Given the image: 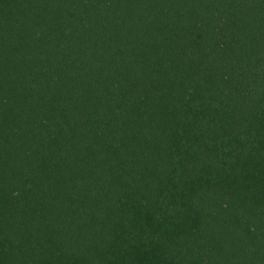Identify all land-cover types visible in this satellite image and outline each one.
Returning a JSON list of instances; mask_svg holds the SVG:
<instances>
[{
	"label": "trees",
	"instance_id": "16d2710c",
	"mask_svg": "<svg viewBox=\"0 0 264 264\" xmlns=\"http://www.w3.org/2000/svg\"><path fill=\"white\" fill-rule=\"evenodd\" d=\"M0 264H264V0H0Z\"/></svg>",
	"mask_w": 264,
	"mask_h": 264
}]
</instances>
